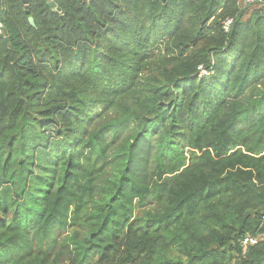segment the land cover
<instances>
[{"label":"trees","instance_id":"trees-1","mask_svg":"<svg viewBox=\"0 0 264 264\" xmlns=\"http://www.w3.org/2000/svg\"><path fill=\"white\" fill-rule=\"evenodd\" d=\"M27 5L0 0V264H264V4Z\"/></svg>","mask_w":264,"mask_h":264},{"label":"built area","instance_id":"built-area-1","mask_svg":"<svg viewBox=\"0 0 264 264\" xmlns=\"http://www.w3.org/2000/svg\"><path fill=\"white\" fill-rule=\"evenodd\" d=\"M253 3L264 4V0H244V4H246V5H251ZM232 23H233L232 19H229V20H227L225 22V30H226V32L230 31V27H231ZM2 34H3V24L0 21V35H2ZM203 74L207 75L208 73L203 71ZM257 243H258V239L255 238V237L248 236L247 238H245V240L242 243L244 253L247 252L249 247L255 246V245H257Z\"/></svg>","mask_w":264,"mask_h":264},{"label":"water","instance_id":"water-1","mask_svg":"<svg viewBox=\"0 0 264 264\" xmlns=\"http://www.w3.org/2000/svg\"><path fill=\"white\" fill-rule=\"evenodd\" d=\"M24 2L26 3V8L28 9V5H27L28 0H24ZM48 5L53 9L54 12H57L58 14H60V9L57 7V5H56L55 2L50 1V2L48 3ZM27 13H29V12H27ZM61 17H62V19H63V16H61ZM29 22H30L31 25L35 26V20H34L33 17H30V18H29ZM5 44H6L7 46L9 45V39H8V38H5Z\"/></svg>","mask_w":264,"mask_h":264}]
</instances>
